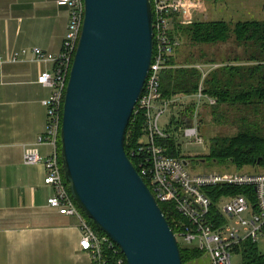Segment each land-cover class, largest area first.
I'll list each match as a JSON object with an SVG mask.
<instances>
[{
  "label": "water",
  "instance_id": "water-1",
  "mask_svg": "<svg viewBox=\"0 0 264 264\" xmlns=\"http://www.w3.org/2000/svg\"><path fill=\"white\" fill-rule=\"evenodd\" d=\"M84 1L61 128L70 193L127 264H183L178 238L125 144L153 61L151 2Z\"/></svg>",
  "mask_w": 264,
  "mask_h": 264
},
{
  "label": "built area",
  "instance_id": "built-area-1",
  "mask_svg": "<svg viewBox=\"0 0 264 264\" xmlns=\"http://www.w3.org/2000/svg\"><path fill=\"white\" fill-rule=\"evenodd\" d=\"M154 17V53L151 70L143 94L134 114L143 118L144 136L138 142L132 156L138 163V173L148 185L156 201L169 205L180 217L176 221L177 238H182L186 247L199 250L209 257L210 264H232L233 251L244 242L258 244L264 239V174L245 171L227 173L191 174L183 158L171 157L162 144L171 135L161 126V119L178 99L166 100L161 91V76L168 68L170 58L180 48V39L174 35L175 24L193 23L191 5L185 0H150ZM59 4L69 9V24L62 50L59 54L45 53L40 49L24 50L16 54L11 62H21L31 57L36 62L54 64L53 73L40 74L38 83L50 88L51 98L44 102L47 108V126L38 145L51 147L45 159L39 156L36 147L24 148L26 165L43 164L46 168L45 186L54 190L48 199L50 208L67 217H75L81 230L80 249L88 253L93 264H105L103 250L118 253L112 240L95 229L73 199L65 179L61 158V128L66 90L82 35L85 18L84 0H60ZM217 67V66H216ZM215 67V68H216ZM203 79L195 99V111L182 120L184 135L197 144L205 141L199 133V110L216 105V100L204 94L203 80L214 69L196 66ZM190 120L192 125L187 126ZM254 189L255 204L244 195L223 196L218 203V216L212 214V189ZM179 241V239H178ZM119 249V248H118ZM121 260L119 264H122Z\"/></svg>",
  "mask_w": 264,
  "mask_h": 264
},
{
  "label": "crops",
  "instance_id": "crops-1",
  "mask_svg": "<svg viewBox=\"0 0 264 264\" xmlns=\"http://www.w3.org/2000/svg\"><path fill=\"white\" fill-rule=\"evenodd\" d=\"M59 1L0 0V264H93L80 249L78 219L48 205L54 190L44 184L45 166L24 162L25 147L43 159L52 152L38 145L47 126L44 102L53 93L38 78L55 66L31 57L10 61L24 50L61 52L69 9ZM179 49L170 58L178 66Z\"/></svg>",
  "mask_w": 264,
  "mask_h": 264
},
{
  "label": "trees",
  "instance_id": "trees-1",
  "mask_svg": "<svg viewBox=\"0 0 264 264\" xmlns=\"http://www.w3.org/2000/svg\"><path fill=\"white\" fill-rule=\"evenodd\" d=\"M174 33L181 43L185 39L194 47L232 45L227 61L204 62L206 66H217L203 80L204 94L216 100V105L209 107L208 115L217 128L233 130L229 135H219L212 140L208 159L223 166H232L235 171L264 170V20L176 23ZM198 63L192 57L180 66L176 59L168 61L170 68L164 70L161 76L164 99H178L175 106H183L185 103L182 100L192 99L197 94L203 79L202 72L196 68ZM194 111L193 103L183 111L184 117ZM143 122L141 116L134 115L126 132V152L137 169L138 163L132 152L144 136ZM166 128L169 133L171 124ZM211 128H214L212 124ZM162 144L168 149L169 156L181 158L173 139ZM209 193L215 218L219 214L217 205L223 196L244 195L254 204L256 202L254 189L217 188ZM161 208L177 234L174 221H179L180 217L172 206L161 205ZM116 250L118 253L107 248L103 250L105 264H119L121 260L122 264H127L121 251ZM180 250L183 264L195 262L203 256L197 249L180 247ZM233 253L242 256L243 264H264V253L259 250L258 244L251 241L244 242Z\"/></svg>",
  "mask_w": 264,
  "mask_h": 264
},
{
  "label": "rangeland",
  "instance_id": "rangeland-1",
  "mask_svg": "<svg viewBox=\"0 0 264 264\" xmlns=\"http://www.w3.org/2000/svg\"><path fill=\"white\" fill-rule=\"evenodd\" d=\"M185 1L192 7L193 22L225 21L228 23H237L264 20V0ZM180 22H187V19H181ZM177 23H179V21ZM231 50L232 45L194 47L185 39H182L177 57L179 63L181 64H183L186 60H189L190 57H192L194 62H199L197 65H204V62L212 61L221 63L227 61L226 56ZM215 67L216 66H207V69ZM182 101L185 103L183 106H170L160 123L164 129H167L166 126L171 124L169 134L171 135V139L175 141L181 158H184V160L188 163L187 169L191 174L235 172L232 166H223L208 159L212 147V140L219 135H229L233 132V130L231 128H217L218 126L212 123V120L208 115L210 108L202 107L199 110L198 126L199 133L203 137L205 143L203 145L197 144L192 139L186 138L182 124V120L184 118L183 111L191 104H195V99H184ZM188 115L190 116V114ZM211 124L214 128H211ZM247 172L253 174H264V170L261 169H251L247 170ZM175 222L176 221H174V225H176ZM89 223L91 225L93 224L91 220H89ZM178 239L180 247L187 246L182 238L179 237ZM259 250L264 253V239H261L259 242ZM187 264H210V260L208 256L204 255L195 262H188ZM232 264H243L242 256L233 253Z\"/></svg>",
  "mask_w": 264,
  "mask_h": 264
}]
</instances>
